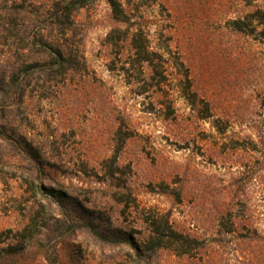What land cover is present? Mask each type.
I'll return each instance as SVG.
<instances>
[{"label": "rangeland", "instance_id": "obj_1", "mask_svg": "<svg viewBox=\"0 0 264 264\" xmlns=\"http://www.w3.org/2000/svg\"><path fill=\"white\" fill-rule=\"evenodd\" d=\"M122 1L124 24L106 0L78 12L86 69L23 100L0 93L19 141L0 138V247L31 234L0 264H264V37L233 25L264 0ZM136 28L157 71L124 37ZM10 43L0 36V66ZM148 209L201 246L138 256L120 240L141 237Z\"/></svg>", "mask_w": 264, "mask_h": 264}, {"label": "trees", "instance_id": "obj_2", "mask_svg": "<svg viewBox=\"0 0 264 264\" xmlns=\"http://www.w3.org/2000/svg\"><path fill=\"white\" fill-rule=\"evenodd\" d=\"M96 1L0 0V36L4 43L9 45L11 40L13 43L11 52L3 60L4 65L0 66V93L5 100L11 95L16 100H23L30 88L34 91L43 90L49 83L58 79L66 81L69 75L86 69L85 57L78 40L77 14ZM106 1L118 22L124 24L130 21L122 0ZM253 13L252 19L246 16L233 20L234 28L244 33L259 31L264 37V10L259 8ZM247 19L250 23L246 22ZM251 26L253 28L249 30ZM119 29L120 27H116L108 34L110 43L119 44L121 37L114 35ZM124 37L126 41H130L132 53L143 55V60L149 63L153 71H157L141 31L136 28ZM0 138L15 145L19 143L15 135H10L1 123ZM24 149L31 153V161L41 172L43 162L38 160V153H34L33 148ZM108 173L115 177L117 172L110 168ZM117 193L114 194L117 196L115 199L125 203L126 193ZM53 195L60 198L64 193L59 191ZM130 199L129 193V204H126L129 211L132 210ZM142 221L145 230L140 238L126 231L124 238L120 240L128 243L140 257H149L154 251L162 249L171 250L177 255H189L201 246L202 242L197 237L175 227L168 212L148 209L144 211ZM83 227L91 229L101 239L118 237V232L115 231L101 232L92 221H86ZM30 235L28 232L21 233L20 236H15V242L0 247V259L20 252L24 239ZM4 241L0 237V243H5Z\"/></svg>", "mask_w": 264, "mask_h": 264}]
</instances>
